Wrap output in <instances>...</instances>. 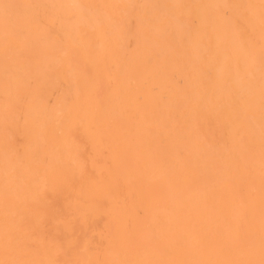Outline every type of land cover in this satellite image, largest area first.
<instances>
[{"label":"bare ground","instance_id":"obj_1","mask_svg":"<svg viewBox=\"0 0 264 264\" xmlns=\"http://www.w3.org/2000/svg\"><path fill=\"white\" fill-rule=\"evenodd\" d=\"M0 264H264V0H0Z\"/></svg>","mask_w":264,"mask_h":264}]
</instances>
